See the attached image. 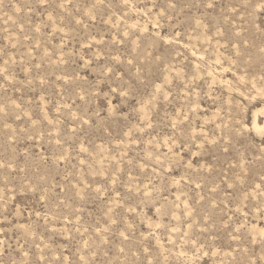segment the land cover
I'll list each match as a JSON object with an SVG mask.
<instances>
[{
    "label": "rangeland",
    "instance_id": "374dc122",
    "mask_svg": "<svg viewBox=\"0 0 264 264\" xmlns=\"http://www.w3.org/2000/svg\"><path fill=\"white\" fill-rule=\"evenodd\" d=\"M0 264H264V0H0Z\"/></svg>",
    "mask_w": 264,
    "mask_h": 264
}]
</instances>
